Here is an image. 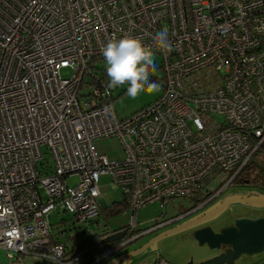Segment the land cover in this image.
<instances>
[{
  "label": "built area",
  "instance_id": "2783aa9c",
  "mask_svg": "<svg viewBox=\"0 0 264 264\" xmlns=\"http://www.w3.org/2000/svg\"><path fill=\"white\" fill-rule=\"evenodd\" d=\"M164 29L170 53L153 39ZM123 35L139 37L160 57L163 76L157 99L119 119L98 63L109 38ZM112 137L120 141V158L95 145ZM259 155L264 0H0V248L6 264L57 253L51 264H108L131 241L175 222L169 217L135 235L136 210L216 192V174L225 172L227 184ZM101 176L121 191L131 212L122 236L105 249L97 244L104 230L64 240L50 215L69 213V230L85 235L102 210ZM143 264L170 263L157 255Z\"/></svg>",
  "mask_w": 264,
  "mask_h": 264
},
{
  "label": "rangeland",
  "instance_id": "374dc122",
  "mask_svg": "<svg viewBox=\"0 0 264 264\" xmlns=\"http://www.w3.org/2000/svg\"><path fill=\"white\" fill-rule=\"evenodd\" d=\"M156 70L154 72H150V76L152 79L160 80L163 76L160 64V57L155 56ZM106 61H102L98 63V66L106 69ZM62 76H68L69 71L67 69L62 70ZM149 82L150 81L148 78ZM158 80L155 82L159 85ZM128 85H121L112 88V104L114 111L119 119H123L129 117L136 111H139L143 107L147 106L155 99H157L161 93L162 88L151 94L140 93L135 99H131L125 95L126 89ZM97 149L106 153L109 158H120L122 154V147L119 139L112 137L103 140H97L95 142ZM253 162V167H264V157L262 155L256 156ZM215 178L217 179L213 182V189L219 185L224 184V181L227 177L225 172H221L219 175L216 174ZM69 183L73 184L76 182L75 178H70L68 180ZM250 186H240L230 188L229 193H245L248 192ZM100 188L103 198L106 201V204L109 206L113 202H121L123 200V194L119 190H115L110 186V180L108 176H101L100 178ZM194 205V200L192 196H177L174 198H170L164 202L156 201L154 203L148 204L144 207L136 210L138 223L136 224L135 235L140 234L143 230L148 229L153 224L169 218L173 217L178 213H182L188 209H190ZM234 211L227 209L218 217V221L215 223V227L218 225L229 224L235 218V215L241 216H257L264 215V208H257L249 205H245L237 202L234 205ZM98 217L97 223H92L86 226L85 235L82 234V230L78 228H72L69 230V226L71 224V215L69 213H57L54 212L50 215V224L53 227V231L57 232L60 230H64L65 238L69 236H77L78 239H81L83 236L86 237L89 233H99L102 232L106 224L110 229H119L125 224L128 223L131 212L129 210H124L112 217L108 218V223H106V217L102 213ZM180 223V222H179ZM218 224V225H217ZM65 228V229H64ZM159 230H156L152 233L142 235L137 239L131 241L126 246H124L120 252H131L134 250H138L144 247L152 238L159 233ZM134 235V236H135ZM67 244L70 246L72 244L71 241H68ZM210 254L209 249H205L203 246H200L196 240L192 236V231L190 230H181L180 232L165 236L159 239L156 243H151L147 246L143 251L131 256L128 260L127 264H143L149 263L153 261L157 255L167 260L170 264H188L190 261L197 263V261L203 256H207ZM264 261V250L252 254V255H242L235 264H262ZM7 257L5 255V251L0 248V264H6ZM16 264H51L49 260L41 256L35 255H26L16 263Z\"/></svg>",
  "mask_w": 264,
  "mask_h": 264
},
{
  "label": "water",
  "instance_id": "95a60500",
  "mask_svg": "<svg viewBox=\"0 0 264 264\" xmlns=\"http://www.w3.org/2000/svg\"><path fill=\"white\" fill-rule=\"evenodd\" d=\"M240 200L257 207L264 206L263 194H256L246 198L238 195L230 196L226 198L214 211L204 217L168 228L167 230L156 234L144 247L131 252H126L108 264H115L123 259L124 262H126L128 258L143 251L151 243H156L159 239L177 233L181 230L195 227L196 225L203 223V221L217 215L230 203ZM104 206H106V204H103V208H105ZM216 219L218 218L216 217ZM122 234L123 232H117L114 236L109 237L108 241H115L117 238L121 237ZM193 238L200 246L206 245L209 250H219L222 245L228 246L226 250L218 255L197 264H233V262L242 255H252L264 250V216L237 217L231 224L222 227L217 232L214 231L211 226H203L193 231Z\"/></svg>",
  "mask_w": 264,
  "mask_h": 264
},
{
  "label": "clouds",
  "instance_id": "9594fccd",
  "mask_svg": "<svg viewBox=\"0 0 264 264\" xmlns=\"http://www.w3.org/2000/svg\"><path fill=\"white\" fill-rule=\"evenodd\" d=\"M153 39L159 49L169 53L172 51L166 29L157 32ZM101 52L106 61V73L110 81L108 87L128 85L125 95L131 99L140 93L151 94L159 89L160 85L148 80L150 72L156 70L155 53L145 47L139 37H111L102 46ZM59 255L57 253L48 259L58 261Z\"/></svg>",
  "mask_w": 264,
  "mask_h": 264
},
{
  "label": "flooded vegetation",
  "instance_id": "af4514ba",
  "mask_svg": "<svg viewBox=\"0 0 264 264\" xmlns=\"http://www.w3.org/2000/svg\"><path fill=\"white\" fill-rule=\"evenodd\" d=\"M242 172H250L251 173V178L247 179H233L232 181L228 182L227 184H217L216 192H213L211 195L207 196L206 194H200V192L193 194V200H194V205L182 212V217L180 218V213L175 215V219H174V223L173 225H171L170 228L177 226L179 224L194 220V219H199L204 217L205 215L209 214L210 212L214 211L226 198L230 197V196H234V195H238L241 196L243 198L252 196V195H256V194H263L264 191V167H245ZM253 179V180H252ZM240 186H250L248 192L246 191L245 193H229V189L233 188V187H240ZM201 198H203V200L201 202H197L198 200H200ZM239 202L245 205H249V206H253V207H257L254 206L252 204H247L246 202H243L242 200L240 201H236L233 203H230L229 205H227V207H225L221 212H219L217 215H215L214 217L203 221V223L196 225L195 227H190L184 230H190L192 231V236H193V231L197 228L203 227V226H211L213 228L214 231H219L222 227L228 225L224 224V225H218V227H215V223L217 222L218 219H216V217L218 218L222 213H224V211H226L227 209L229 210H233L234 213H236L234 211V205ZM257 208H264L263 207H257ZM258 216H264V215H257L254 217H258ZM237 217H242L241 215H235V218ZM234 218V219H235ZM233 219V221H234ZM233 221H231L229 224H231ZM180 222V223H179ZM162 232V231H160ZM159 232V233H160ZM180 232V231H179ZM157 233V234H159ZM197 242V241H196ZM203 247L205 249H208L206 245H203ZM228 246H224L222 245L221 248L219 250H210V254L209 255H205L202 258H200L197 263L205 261L207 259L212 258L213 256L218 255L219 253L223 252L224 250L227 249ZM239 259V258H238ZM237 259V260H238ZM237 260H235L233 262V264H235L237 262ZM191 264H197L194 263L192 261H190ZM189 262V264H190Z\"/></svg>",
  "mask_w": 264,
  "mask_h": 264
},
{
  "label": "trees",
  "instance_id": "16d2710c",
  "mask_svg": "<svg viewBox=\"0 0 264 264\" xmlns=\"http://www.w3.org/2000/svg\"><path fill=\"white\" fill-rule=\"evenodd\" d=\"M148 78L150 79V81H154V82L157 81V79L156 80L154 78L152 79V77L150 76V74H149V77ZM252 164H253V162L248 167H251ZM236 178L237 179H240V180L245 179V178L249 179V178H251V173L250 172H242ZM206 193H207V196L212 194V192H208V191H205V192H202V193L200 192V194H206ZM202 200H203V198H201L197 202H201ZM126 209H127V205H126V203L123 200L121 202H113L111 205H109L108 207H106L105 209H103V212L102 213L106 217L105 218L106 219V223H108V218L109 217H112L113 215H116V214H118L120 212H123ZM120 229H118V230H120ZM118 230H110V228L106 224V227L104 229V234H103L102 237H100L97 240V244L98 245H101V244L104 245V249L107 248V247H109V245H107V243H108V235L110 233L116 232ZM91 238L92 237H89V238L85 239L84 242H88ZM111 244H113V243H111Z\"/></svg>",
  "mask_w": 264,
  "mask_h": 264
},
{
  "label": "crops",
  "instance_id": "0c3cea01",
  "mask_svg": "<svg viewBox=\"0 0 264 264\" xmlns=\"http://www.w3.org/2000/svg\"><path fill=\"white\" fill-rule=\"evenodd\" d=\"M116 190V189H115ZM106 204V201H105V199L104 200H101V208H102V210L103 209H105L106 207H108V205L106 204V206H104L105 208H103V204ZM173 225V224H172ZM171 227V225L170 226H168V227H166V228H164V229H162V230H159V231H164V230H167L168 228H170ZM122 228V227H121ZM120 229V228H119ZM110 230H114V229H110ZM116 230V229H115ZM118 230V229H117ZM118 231H116V232H112V233H110L109 234V236H108V238L109 237H111V236H114V234H116ZM119 232H120V230H119ZM120 238V237H119ZM119 238H117L115 241H117ZM115 241H108V243H113V242H115ZM250 263H252V262H250ZM250 263H248V264H250ZM262 264H264V261L263 262H261ZM253 264H254V262H253Z\"/></svg>",
  "mask_w": 264,
  "mask_h": 264
}]
</instances>
